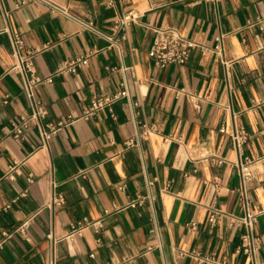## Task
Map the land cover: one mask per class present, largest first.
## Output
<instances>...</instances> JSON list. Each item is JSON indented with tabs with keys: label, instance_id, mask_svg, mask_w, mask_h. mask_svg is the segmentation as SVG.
Instances as JSON below:
<instances>
[{
	"label": "crops",
	"instance_id": "1",
	"mask_svg": "<svg viewBox=\"0 0 264 264\" xmlns=\"http://www.w3.org/2000/svg\"><path fill=\"white\" fill-rule=\"evenodd\" d=\"M22 1L0 0V240L11 233L0 264H251L237 250L244 228L230 216L243 213L238 161L247 157L255 174L250 205L263 210L256 232L264 260V0H50L60 9ZM131 9L136 20L120 26ZM159 26L208 46L224 34L230 64L200 47L186 63L156 64L148 51ZM5 27L28 48L50 42L33 62L38 77L52 80L35 93L47 122H65L47 147H39L33 120L22 137L12 134L31 105L11 69ZM79 56L87 64L58 72ZM126 87L131 98L84 116L94 96ZM235 123L248 134L241 153L230 135ZM146 129L140 142L127 143ZM15 162V178L4 176ZM60 194L65 201L55 203ZM138 195L143 204L131 206ZM84 217L101 227L66 237ZM27 219L29 238L15 230Z\"/></svg>",
	"mask_w": 264,
	"mask_h": 264
},
{
	"label": "built area",
	"instance_id": "2",
	"mask_svg": "<svg viewBox=\"0 0 264 264\" xmlns=\"http://www.w3.org/2000/svg\"><path fill=\"white\" fill-rule=\"evenodd\" d=\"M23 0L22 2H25ZM49 3L54 8H59L57 5L53 4L50 0H41ZM60 9V8H59ZM64 11V10H63ZM136 20V14L131 9L125 12L118 20L120 26H127L132 21ZM87 26L93 28L97 32L101 33L99 30L90 23ZM9 32L10 41L12 45L13 54L16 57V62L11 67L12 70H16L23 77L24 90L27 94L30 105L31 112L28 115H22L20 122H15L12 127V134L16 138H20L23 135L25 127L29 124L30 121H34L39 134H40V145L39 147H47L49 139L52 134L59 129L64 120H61L57 123L47 122L45 119L48 115V110L42 100L36 96L35 88L38 84L44 81H51V77L40 78L37 76L35 64L33 62L34 55L40 50L47 48L50 45V42L45 43L42 47L37 48H28L23 36L18 32H11L8 27L4 28ZM154 38L151 44V47L148 51L151 58L154 59L156 64L160 66H167L169 64H183L186 63L192 53L194 47H200L202 50L207 52H216L218 53L223 60V63L228 66L230 61L225 57L224 50V34H220L216 38V43L213 46H208L201 44L200 42L193 40L192 38L186 36L181 30L175 27H155L154 29ZM112 40L111 36L105 35ZM88 56H79L68 58L64 60L63 64L58 68V72H76L79 68L87 64ZM128 97L131 98V92L128 87L120 89L114 94H101L96 95L92 98L90 105L85 109L84 116H90L97 112L98 110L109 107L120 98ZM8 98L4 99V102H7ZM222 130H226V126L223 124L221 126ZM150 132L149 129H146L143 133L138 132L134 138H130L127 143L129 145L136 144L140 142L142 135H148ZM232 137V142L234 147L238 150L239 153L242 152L243 146L247 140L248 134L246 129L243 126H238L234 124L233 130L230 132ZM251 159L247 157L245 161L240 159L238 161L240 182L237 187V190L240 194L241 203L243 206V213L241 214H230L234 222L242 225L244 230L241 234L240 242L237 246V250L245 254L251 261V264H264V260H259L257 255L259 251V236L256 232V224L260 213L263 210L254 209L251 207V193L249 188V182L254 177V171L250 167ZM20 165L18 162L10 165L8 171L4 176L9 178H15L16 173L19 172ZM28 179L33 181V174L30 173ZM149 186L153 184L151 179L147 180ZM122 188L125 187V184L121 185ZM150 197L153 198V195L150 193ZM145 197L138 195L136 198L130 201V205L133 207L143 204ZM55 203L61 204L65 201L63 195H57L53 200ZM212 222H214V215H212ZM30 220H25L20 224L15 230L24 235L26 238H29L28 235V226ZM89 226H94L100 228L101 224L99 221H93L84 217L82 219L73 221L70 223L66 237L73 238L75 235H81L86 228ZM4 238L0 240V249L4 247L6 238L11 235V233L4 231ZM47 238L52 244L58 239L53 232L47 234ZM194 255L202 261L213 259L211 256L203 255L199 252H195ZM128 262L134 264L132 260L127 259ZM48 264H57L55 258H53ZM104 264H115L114 262H106Z\"/></svg>",
	"mask_w": 264,
	"mask_h": 264
}]
</instances>
